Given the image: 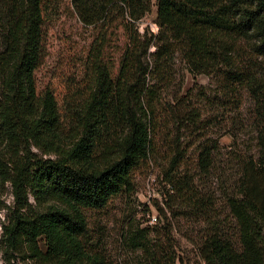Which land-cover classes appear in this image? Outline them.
Masks as SVG:
<instances>
[{
    "label": "trees",
    "instance_id": "obj_1",
    "mask_svg": "<svg viewBox=\"0 0 264 264\" xmlns=\"http://www.w3.org/2000/svg\"><path fill=\"white\" fill-rule=\"evenodd\" d=\"M5 3L0 214L6 213L0 221V246L34 264H107L82 245V211L102 209L111 197L128 190L131 171L149 158L151 112L141 99L148 58L158 71L178 52L192 73L206 75L243 64L241 43L248 45L249 54L264 57V0H157L156 35L133 31L150 12L151 0ZM65 3L85 27L97 29L96 35L81 66L65 40L56 69L48 71L39 87L37 74L51 56L49 33ZM114 12L120 22L110 20ZM113 23L122 35L108 30ZM259 77L254 69L244 77L257 96L264 82ZM259 147L258 159L244 164L239 196L228 201L241 249L211 237L201 250L205 264H264V133ZM37 152L53 158L43 159ZM211 165V152L204 149L198 157L200 172L207 174ZM8 186L13 209L1 200ZM151 264L175 261L154 258Z\"/></svg>",
    "mask_w": 264,
    "mask_h": 264
},
{
    "label": "rangeland",
    "instance_id": "obj_2",
    "mask_svg": "<svg viewBox=\"0 0 264 264\" xmlns=\"http://www.w3.org/2000/svg\"><path fill=\"white\" fill-rule=\"evenodd\" d=\"M67 3L49 33L51 56L37 74L39 87L46 83L48 71L56 69L65 40L71 42L76 64L81 66L96 35L97 29L85 27ZM156 12L157 0H151L150 12L136 22L133 31L156 35ZM6 13L5 0H0V52ZM110 20L116 23L121 18L114 12ZM115 23L108 30H114ZM114 33L122 35V29ZM119 40L123 43V36ZM240 47L244 59L236 70L222 67L206 75L192 73L178 52L158 71L148 58L141 99L151 112L150 155L131 171L128 190L111 197L102 209L82 211L86 233L81 241L87 252L100 255L107 264H151L154 258L205 264L201 250L211 237L240 251L239 230L228 201L239 196L244 164L258 159L259 136L264 133V82L257 96L244 78L254 69L264 81V57L249 54L245 43ZM154 51L151 46L149 53ZM204 149L210 150L212 160L207 174L198 167ZM1 200L13 209L9 186ZM29 201L34 206L32 198ZM5 213L0 214L1 222ZM39 247L45 251L43 241ZM26 257L0 246V264H34Z\"/></svg>",
    "mask_w": 264,
    "mask_h": 264
}]
</instances>
